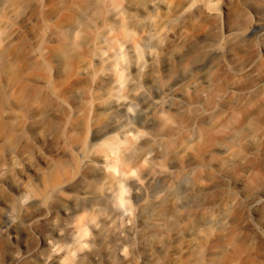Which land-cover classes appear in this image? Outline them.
<instances>
[{
	"label": "rangeland",
	"instance_id": "1",
	"mask_svg": "<svg viewBox=\"0 0 264 264\" xmlns=\"http://www.w3.org/2000/svg\"><path fill=\"white\" fill-rule=\"evenodd\" d=\"M38 1L47 10L45 24L30 32L33 46L26 45L21 55L27 63L43 35L42 47L50 64L38 70L23 66L14 78L17 85L25 80L40 84L46 75L50 83L47 104L59 113L54 116L56 125L46 143L36 138L33 148L17 160L22 172L17 170L13 175L19 179L21 191L29 184L40 183V173L83 135L81 129H72L73 124L86 119L93 125L94 107L96 110L100 98H113L122 104L110 119L120 133L131 126L129 121L140 125L159 109L154 105L146 108L139 99L141 93L156 100L163 98L160 111L179 112L184 127L166 138L162 152L165 158L153 151L143 167L182 156L184 145L190 152L201 149L205 166L186 169L193 172L195 187H205V192L199 202L180 209L182 218L175 227L154 226L147 230L145 240L134 234V242L112 246L116 264L123 259L130 260V264H264V179L257 184L254 175H249L246 184H239L234 177L237 159L244 157L250 162L258 161L255 171L264 178V25L259 24L264 13L259 6L248 0H195L194 5L187 0ZM198 2L205 3L218 16L206 17L196 8ZM35 13L37 9L32 7L30 14ZM184 17L187 21L180 24ZM150 23L155 28L148 33ZM237 36L242 39L240 45L231 47L230 41ZM178 39L196 41L193 47H205L206 51L217 48L220 53L191 76L173 84L174 77L194 67V61L189 56L178 59L173 72L161 67L155 74L162 84L171 85L158 95L147 76L148 63L160 53L161 46ZM85 64L88 67L82 73ZM139 69L143 77L137 75ZM108 77L112 79L110 86ZM100 85L103 89L108 86V90L100 91ZM30 99L21 98L17 105L24 107ZM174 102L181 103V107L175 109ZM245 110L253 112L248 119L244 117ZM256 124L262 129L258 136L253 134ZM241 129L243 132L231 141ZM99 136L96 139L101 143L103 138ZM217 141H225L228 149L216 151ZM78 155L83 161L103 159L101 148L84 157L79 152ZM143 167L135 177H140ZM105 183L109 187V180L91 178L78 193ZM76 192L63 191L62 197ZM12 193L20 198L18 191ZM132 198L130 203L135 204ZM66 219L63 213L55 217L62 223L69 222ZM195 219L202 220L194 227L191 223ZM0 222V264H41L42 255L62 260L54 264H69L68 256L77 261L86 257L83 264H115L107 256V249L99 255L94 253L98 245L91 244L92 233L82 239L83 246L75 253H67L74 247L72 240L65 241L64 235L52 233L41 204L35 201L19 212L0 214ZM25 225L32 229L30 234Z\"/></svg>",
	"mask_w": 264,
	"mask_h": 264
},
{
	"label": "bare ground",
	"instance_id": "2",
	"mask_svg": "<svg viewBox=\"0 0 264 264\" xmlns=\"http://www.w3.org/2000/svg\"><path fill=\"white\" fill-rule=\"evenodd\" d=\"M248 1L258 5L261 9L259 11L264 13V0ZM187 3L194 5L195 0H187ZM42 5L38 0H0V186L2 187L0 214H5L8 211L19 212L28 203L35 201L41 204L52 233L64 235L65 241L66 239L72 240L74 247L68 248L67 253H75L80 246H83L82 239L92 233L91 244L98 245L94 249V253L99 255L102 253V249H107L105 250L107 256L116 264V257L111 250L112 246L134 242V234H138L140 239L145 240L147 230L151 231L154 226L161 225L168 229L175 227L178 220L182 218L180 209L200 201L201 196L204 195L205 187H195L193 172L186 168L205 166L206 161L203 154L199 152L201 149L197 152H190L188 145H184L181 150L184 153L182 156H176L168 163L161 162L158 165L153 163L144 168L150 153L158 151L163 158L162 152L166 146V138L174 136L181 129L183 130L184 122L181 121L179 112L160 111L161 105L164 104L163 98L156 100L141 93L139 99L144 102L146 108L154 105L159 109L152 115H147L140 125H137L135 121H129L127 124L131 126L120 133L118 128L112 125L110 119L122 104L113 98H100L96 110L94 107L96 115H93L95 116L93 125L85 118L84 121L75 122L72 129H81L83 135L73 145L65 148L62 155L40 173V183L29 184L21 191L20 181L13 175L17 170L22 172L17 168V160L24 157L33 148L36 138L46 143L49 134L56 125L54 116L59 113L57 109L50 108L47 104L50 83L46 75L43 76L40 84L32 80H25L17 85L16 78H14L23 66L31 70H38L45 69L50 64L45 49L42 47L43 35L39 36L40 42L38 41L37 46L30 52L26 60L27 63L24 62L21 55L26 45L33 46L30 32L37 29L39 25L45 24L47 10ZM195 6L197 9H201L206 17L218 16L217 12L203 2H198ZM32 7L37 9V13L34 15L30 14ZM232 17L239 20L236 16ZM187 19L186 17L182 18L180 24L185 23ZM259 24L263 26L264 19L259 20ZM154 28V24L150 23L147 26V32L151 33ZM44 29L46 30V27ZM122 33L126 34V31ZM241 41L242 39L237 36L230 41V45L236 47L240 45ZM195 42L192 40L186 42L182 39L172 41L161 46L160 53L151 58L148 63L150 71L147 76L152 81L153 88L158 95L168 90L175 80L191 76L194 70L205 66L220 53L217 48L206 51L205 47H193ZM187 56L194 61V67L174 77L170 85L162 84L155 72L161 67L173 72L176 70V61ZM87 67L88 65L85 64L82 73H85ZM137 75L144 76L141 69L137 70ZM107 79L110 86L112 79L110 77ZM107 87L103 89L104 87L100 85L99 88L103 92L108 90ZM25 97L31 98L30 102L24 107H22L23 105L18 106L21 98ZM39 101L40 105L36 106ZM173 106L178 109L181 107V103L174 102ZM252 114L251 110H245L244 117L248 119ZM62 119H64L63 116ZM253 130L255 132L253 134L261 135L262 129L259 124H256ZM236 132L231 141L238 134L240 135L243 129ZM96 136L103 138V141L98 143ZM138 139L141 142H138ZM214 145L216 151H224L229 147L225 141H217ZM99 148L103 151L102 160L95 158L83 161L78 155L79 152L84 157L88 152ZM151 157L152 155H150ZM237 160L234 176L236 183L246 184L249 175L252 177L254 175V182L257 184L262 183L264 178L255 171L258 161L250 162L244 157ZM142 167L144 169L141 171L140 177H135L137 170ZM116 173H119L120 176ZM91 178H94V181L105 178L109 180L110 185L108 187L105 183L100 188L92 186L87 191L78 193V190ZM67 190L73 191V193L77 192L67 196L68 198L62 197V192ZM12 191L21 193L20 198L17 199ZM131 191H133L131 195L126 196V193ZM131 197L135 199V204L130 203ZM96 205H99L98 209L94 208ZM61 213L67 216L69 222L64 220L62 223L55 220V217ZM202 219L193 220L191 225L195 227ZM22 222H19V225H23ZM0 227H2L1 222ZM29 227L24 228L30 234L29 229L31 228ZM44 242L47 245L48 242ZM49 242L51 246L52 241ZM42 257L41 264L62 263L60 258ZM73 257L68 256V259H71L69 264H83L86 261V257L78 259L79 261ZM121 264H130V260L123 259Z\"/></svg>",
	"mask_w": 264,
	"mask_h": 264
}]
</instances>
